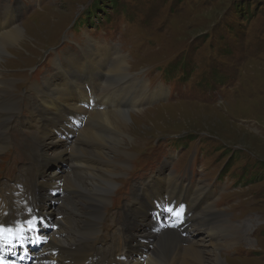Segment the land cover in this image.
<instances>
[{
	"label": "rangeland",
	"instance_id": "374dc122",
	"mask_svg": "<svg viewBox=\"0 0 264 264\" xmlns=\"http://www.w3.org/2000/svg\"><path fill=\"white\" fill-rule=\"evenodd\" d=\"M115 3L116 0H0V33L6 23H14L23 31L22 40L0 51V68L6 70L0 78L11 84L9 93L15 92L16 85L21 88L24 80L14 72L36 69L38 66L31 67V63L37 60L40 50L71 28L88 4L104 12L94 15L87 12L82 22L87 25L79 28L70 45L50 55L53 56L52 70L45 68L40 74L35 70L31 73L32 79L39 80V76L44 78L47 75L54 79V75L59 82L61 73L68 72L67 75L73 77L68 86L73 89L77 68L83 89L98 90L102 78L130 81L123 74V62L121 68L115 66L118 52L123 53L127 68L134 75L125 45L132 47L136 54V50L143 46L153 48L142 58H136L138 66L150 65L153 70L166 65L175 67L173 63L180 58L187 69V78L168 93L175 103L146 109L154 100L146 101L163 96V89H158L150 93L144 103L141 101L138 109L124 110L128 111L129 122L123 128V141L119 144L112 141L108 130L101 133L100 139L108 143L104 151L109 152L112 160L126 159V162L115 159L117 162L111 163L122 171L115 173L124 175L116 179L122 182L132 178L131 172L125 176V170L130 168L129 162L137 155L134 151L140 152L141 156L146 155L148 150L143 145L146 138L149 137L147 145L158 144V139L151 138H162V141L184 132L191 139H199L201 147L197 148L198 140H195L187 144L181 154L182 149L173 145L171 138L168 142L172 145L162 147L161 144L157 152L149 155L151 164L145 172L149 168L150 172L144 178L156 172L153 166L156 159L165 169L162 174H155L156 178L143 190L141 198L149 207L159 206L161 209L171 199L179 200L196 221H201V228L206 229V222L217 221L225 226L227 232L217 236L215 245L208 246L209 237L205 232L202 230L194 235L197 232L194 230L189 235L194 237L180 245L183 240L172 238L173 231L168 229L155 238L151 249L158 248L159 241L167 239V245H174L176 251L186 253L192 241L206 258L204 264H264V0H118L115 9L106 8L107 4ZM88 23H98L101 28L93 26L90 29L93 24ZM153 24L158 31L152 29ZM69 37H72L70 32L65 38ZM87 48L99 54L102 69L99 65L89 67L83 53ZM60 54L61 69L55 63ZM83 68L94 70L91 74H80ZM94 71H100L101 76L97 78ZM148 76L150 81L147 77L145 81H149L151 87H167L158 78H151L152 73ZM135 77L144 78L145 75ZM133 82L144 88L146 96L147 85L144 87ZM36 86L38 90L41 87ZM78 152L79 149L75 150L73 155H78ZM32 156L27 158L26 165L18 167L17 176L23 169L36 168ZM144 164V161L133 163V172L143 169ZM59 167L64 169L62 165ZM92 168H98V165ZM112 169L115 171L113 165ZM221 169L227 172L219 177ZM171 173L173 175L168 176ZM64 176L67 178L65 182H73L75 189L73 200L65 206L76 219L70 218L62 225L64 229L71 230L70 226L75 223L73 236L68 235L67 238L71 240L86 231L84 228L90 219L87 218L86 193L94 181L99 182L101 178L97 174L86 175L80 169ZM126 182L120 184L125 186ZM189 182L190 188H185L182 193L173 188L175 183L185 186ZM90 183L86 192L84 188ZM120 193L124 196V189ZM212 197L217 199L214 203ZM139 207L143 210V206ZM54 214L59 212L53 211ZM61 218L54 217V220ZM110 235H114L113 230ZM112 241L115 243L117 239ZM64 252V249L60 250V253ZM179 256L184 258V255ZM184 259L191 264H202L190 257Z\"/></svg>",
	"mask_w": 264,
	"mask_h": 264
},
{
	"label": "bare ground",
	"instance_id": "6f19581e",
	"mask_svg": "<svg viewBox=\"0 0 264 264\" xmlns=\"http://www.w3.org/2000/svg\"><path fill=\"white\" fill-rule=\"evenodd\" d=\"M11 18H13V16H11ZM7 24L8 23H6V27L2 28L1 33H0V51L3 50V48L5 50L7 45H15L19 42V40H22V33H23L22 29L18 25H15L14 23H9V25H7ZM87 49L88 50L86 52H84L83 50L82 51L84 53V58H85L87 64L89 65V67L92 68V67H96L99 65L100 69H102L101 60L98 58L99 54L98 53H92L91 49H89V48H87ZM122 62L123 61L121 60L120 56H118L117 62L115 63L116 68H121V66L123 65ZM93 70L94 69L83 68L80 70V74H84V75L91 74L93 72ZM67 73L68 72L61 73V76L58 78L60 80L59 82H57V83L48 82L45 85L44 90L41 87L39 88V91H41V94L43 93V95H44V101L50 102V105H48L47 109H46L48 111L46 114L45 123L54 121L52 119L51 115L56 112V110H57L56 105H60V103H63L66 105H72V107H77V102H80V103L82 102L81 98L83 100L86 99L87 93L83 89L84 85H82V82L78 79V73H79L78 69L76 68V74H75V76L73 75L75 78V81H76V84H75V87L73 88V90H71L68 86V83L70 81H72L73 77L67 75ZM94 73L96 74L97 78L101 76L100 71H94ZM0 85L4 86L3 88H0V95L1 94H9V91L11 90V84H9V82L3 80V78H0ZM144 87H145V85H144ZM35 88L38 89L37 86H35ZM142 89L144 90L143 87H142ZM80 90H81V97L75 103L73 101L72 97L74 96L75 91H80ZM157 95H159V92L157 93ZM109 97H110V93H106V92H100L97 95V98L100 101H105V102H106V100L109 99ZM143 98H144V100L146 99L145 91H144ZM140 102L141 101H139L138 103L137 102L133 103V105L135 106V105L139 104ZM117 106H118V108L115 109V108H113V106L110 107V106L106 105V103L103 102L102 104H100V108L93 106L89 112H85L88 115V117L96 120L95 122L98 124V126H101L104 128V129H98L97 127H93L91 129H88V130H86V135H83L84 137L80 139V141H89L92 144H95L96 145L95 147L85 146L81 143H78V144L73 143V145L72 144L70 145L72 152L79 149V152H78L79 156H85L88 158L96 159L101 164H104V166H105V168H103V167L98 165V169L101 172L100 173L98 172L99 174H97V175L101 178V179H99L101 181H99V182L94 181L95 184L92 186L91 189H89L91 186V183L84 188V190L86 192L88 191V189L90 190L89 193H86V195L88 197L87 206H89L87 209L89 216H87V218H90L88 220V222L86 223V227L91 226L93 224L94 220L96 218H99V215L94 214V209L98 208L97 207L98 202L103 201L101 199L102 196L100 194L105 191V188L108 186V184L111 185V183H112L110 177L113 174H115L114 173L115 171H113L111 163L117 162V160H112L109 158V156H108L109 152L104 151V147L108 143H106L105 140L103 141L100 139L101 138L100 134L106 133V131L108 130L107 134L111 137L110 139L112 141H114L115 143L119 144L120 142L123 141V140L121 141V135H123V134L125 135L123 128H125L126 124L128 125V122H129L128 111L123 110L121 102H119L117 104ZM158 118H159V116H158ZM81 129L82 130L85 129V125ZM84 132H83V134H84ZM58 141L59 140L57 139V136L55 134H53V133L52 134H44V136L40 140V145H39L40 149L44 150V151L52 150L51 153L54 154V151H56L58 149V147H57ZM60 146L64 147L65 143L63 141H60ZM55 155L57 156V158H59V160L66 161L65 160L66 155L63 153V151L60 150L58 152V154H55ZM49 159H50L49 155H44L42 157L43 163L41 165L40 174H41L43 184H45L47 181L46 180L47 175L48 176H54L56 173V171H50L49 172V170L51 169V164L49 163ZM89 167L92 168L94 166H89ZM109 175H110V177H109ZM52 179H54V178H52ZM91 190H94V191L91 192ZM92 201H94V203H91ZM207 207H210V206L208 205ZM207 207H205V209ZM205 209L203 210L204 213H206ZM134 211H135V214L137 216L140 215V216L144 217V215H145L144 211H142V210L141 211L134 210ZM47 212L52 214L53 211H47ZM65 221L66 220L64 218L56 219V223H58L60 225L59 228L56 230L57 236L53 235L52 238L45 245V248L47 246L48 248H53V250H54L49 256H46L47 262L49 264H85L86 259H88V257H89V254L86 251H83V249L80 248L79 246H77L74 242H75L76 238H82L86 235H89L90 231H85V233L82 232V236H78L74 239L67 240L69 232H68V230H66L62 227V225L65 224ZM91 221H93V222H91ZM74 224L75 223L73 222V226L72 225L70 226L72 232L74 229H76L74 227ZM126 224L129 225L128 222H126ZM202 225L203 224L201 223V221L197 220V226L199 228H201ZM205 226L207 228L206 236L209 237V239L206 243V245H208V246L209 245L210 246L215 245L214 241L216 239H218L217 236H219L220 234L225 235L227 232V230L225 229V226L221 222H217V221H214L212 223L206 222ZM195 230L197 231V228ZM95 234L96 233H92L89 236L90 242L94 240L93 237ZM167 242H168L167 239L160 240L158 243V248L151 249L153 259L157 264H191L190 262L185 261V259H184L185 257H190L193 261L197 260V261L201 262L202 264H204V262L207 261L206 258H204L200 254V252L197 250L196 242H192V241L189 242V248L186 251V253L176 251L175 246L174 245L169 246L166 244ZM62 246H64V248ZM61 249H64L65 252L60 253ZM116 253L118 254L117 256H121V255L126 256V259L124 260V264H139L137 261H129L128 260V251L124 248L123 245L118 246V250L116 251ZM179 254L184 255V258L181 259V256H179ZM104 256H105L104 251H102L99 258L103 259ZM148 259H152V257H149ZM43 264H45V263H43Z\"/></svg>",
	"mask_w": 264,
	"mask_h": 264
},
{
	"label": "trees",
	"instance_id": "16d2710c",
	"mask_svg": "<svg viewBox=\"0 0 264 264\" xmlns=\"http://www.w3.org/2000/svg\"><path fill=\"white\" fill-rule=\"evenodd\" d=\"M115 0H113V2H114ZM117 2H118V0H116V3L115 4H113V5H109V4H107L106 5V8L107 9H115V6L114 5H118L117 4ZM108 3V2H107ZM89 6V7H88ZM87 12H89V14H91V15H94L95 13L96 14H101V13H103L104 12V10H101L100 8H98V7H93L92 8V4H88L87 5V7L86 8H84L79 14H78V16H77V18L75 19L76 21L74 22V23H82V22H84V19H85V16H86V13ZM72 16H73V13H72V15H71V17H70V19H69V21L68 22H70L71 23V21H72ZM89 25L90 24H93L94 26H95V23H88ZM46 47V46H45ZM45 47H43V48H45ZM173 65L175 66V67H179V68H183L184 67V65H183V62H182V60L179 58L177 61H175L174 63H173Z\"/></svg>",
	"mask_w": 264,
	"mask_h": 264
},
{
	"label": "snow or ice",
	"instance_id": "6c2138e0",
	"mask_svg": "<svg viewBox=\"0 0 264 264\" xmlns=\"http://www.w3.org/2000/svg\"><path fill=\"white\" fill-rule=\"evenodd\" d=\"M168 211L171 212L173 210L172 209H168ZM11 232H12L11 228L5 229V228L0 227V238H4L5 237V233H9L10 234ZM0 264H6V262L2 258H0Z\"/></svg>",
	"mask_w": 264,
	"mask_h": 264
},
{
	"label": "clouds",
	"instance_id": "9594fccd",
	"mask_svg": "<svg viewBox=\"0 0 264 264\" xmlns=\"http://www.w3.org/2000/svg\"><path fill=\"white\" fill-rule=\"evenodd\" d=\"M159 107V106H158ZM155 108V107H154Z\"/></svg>",
	"mask_w": 264,
	"mask_h": 264
}]
</instances>
